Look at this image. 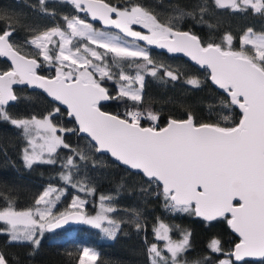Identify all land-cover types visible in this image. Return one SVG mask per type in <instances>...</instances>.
<instances>
[{
  "label": "snow or ice",
  "instance_id": "6c2138e0",
  "mask_svg": "<svg viewBox=\"0 0 264 264\" xmlns=\"http://www.w3.org/2000/svg\"><path fill=\"white\" fill-rule=\"evenodd\" d=\"M39 2L41 11L46 13L47 9L43 7L45 0ZM70 3L106 25H114L129 37L146 41L148 45H159L170 52L187 53L199 64L208 66L211 80L230 94L229 104L238 106L242 110V117L234 126L222 127L218 123H198L189 112L186 119L169 118L164 127H142V119L152 122L159 120V114L139 110L144 100V74L157 77L163 70L162 79H178L174 71H169L162 64H155L147 48L121 42L119 37L110 36L107 32H96L90 23L78 17L65 16L63 20L70 31L57 26L25 40L26 45L35 46L44 62L57 65L55 77L48 79L37 74V59L21 55L13 39L17 28L9 22L18 18L4 12L0 13V22L4 23V30L0 32V56L9 57L13 67L0 73V120L21 130L26 138L28 146L21 150L24 166L31 169L37 162L55 164L56 160L51 157L63 146L72 155L62 163L65 172L59 175L71 184V170L79 172L81 167L76 159L87 166L90 158L83 151L71 148L57 132L88 134L96 151L107 150L124 165L142 170L150 181L162 182L166 207L170 210L191 212L206 221L230 214L228 223L241 239L233 251L226 254L230 258L219 261V264H234V261L240 262L250 257L264 258V34L250 36L253 30L247 29L241 38V48L233 50L231 34H225L222 39L227 48L222 47L221 43L204 44L198 36L176 30L171 19L169 23H162L142 4L114 6L104 0H70ZM214 3L219 9L264 15V0H214ZM198 7V14L203 20L205 7ZM176 12V19L184 15L194 16V13L179 8ZM132 25H143L149 34L134 31ZM54 36L59 37L58 46L53 41ZM78 38H85L91 45L105 51L101 53L88 43L73 50L69 45ZM49 44H53L56 50L50 49ZM245 46H251V51L246 50ZM109 54L112 67L119 71L120 86L116 96H111L103 86L115 75L107 63ZM128 58H142L144 61L135 65V76L123 72L121 62ZM134 82H138L139 87L133 88ZM25 83L44 89L55 101L67 105L68 115L78 122V128H58L53 123L52 118L59 113V108L42 118H11L5 106L18 100L13 85ZM187 83L193 87L200 86L195 78ZM113 99L134 102V110L125 112L123 119L101 111V102ZM228 106L224 105L225 108ZM37 138L42 140L39 145ZM0 150L6 154V149ZM91 164L96 166V161L92 160ZM56 191L49 186L35 201L33 208L21 211L9 200L8 206L0 209V221L7 225L6 229L0 231L10 233V241L30 242L33 249L30 256L39 248L41 240L38 237L69 221H81L102 229L109 238L116 237L119 225L106 214L115 209L104 207L105 197H101L102 212L95 216L83 212L85 202L79 197L70 206L77 211L69 210L53 216L55 203L50 197ZM55 199L59 200V195ZM134 215L139 217L138 213ZM105 222L108 227H104ZM135 227L137 231L141 230L139 223ZM171 230L162 222L154 228L155 235L166 241L164 248L170 255L163 256V250L153 244L148 249L151 264H181L182 260L183 264H188L184 254L192 247L191 232L183 230L181 239L172 240L169 235ZM208 247L214 253L223 251L221 241L216 238L210 241ZM97 257L98 253L84 248L79 264H95ZM204 259L208 260L209 257ZM0 264H9L2 251ZM192 264L202 262L193 261Z\"/></svg>",
  "mask_w": 264,
  "mask_h": 264
},
{
  "label": "trees",
  "instance_id": "16d2710c",
  "mask_svg": "<svg viewBox=\"0 0 264 264\" xmlns=\"http://www.w3.org/2000/svg\"><path fill=\"white\" fill-rule=\"evenodd\" d=\"M115 6H129L132 3L147 7L162 23H171L175 28L186 29L198 36L202 43H221L225 34H231L233 41L231 48L240 45L241 36L251 28L254 32L264 33V15L254 14L251 11L241 12L231 9H219L214 0H105ZM205 7L206 14L201 20L199 7ZM47 12L41 11L39 0H0V13L14 15L18 19L9 21L16 28L14 41L21 53L39 59V51L34 45H26L25 40L34 34L59 26L66 28L63 17H72L82 13L74 5L65 0H45L43 5ZM192 12L194 16L184 15L176 19V9ZM212 25V27H209ZM4 30V23L0 22V32ZM97 50H100L97 47ZM149 56L155 64L164 65L169 71H174L178 79L173 81L164 77L161 70L157 77L144 74V100L139 106L140 111H152L159 114V120L152 122L142 119L141 125L160 127L169 118L182 119L191 113L198 123H218L230 127L238 123L241 112L235 105H230V96L226 91L217 90L208 81L206 69H199L186 59L174 56L161 47H149ZM111 55L107 63L110 70L117 76V68L112 67ZM140 64L139 58H128L121 62L123 71L128 74L136 70L135 65ZM131 65V67H130ZM9 68V64L0 58V71ZM38 72L47 73L40 65ZM198 79L199 87L189 85V79ZM117 79L105 81L104 86L111 96L117 95L115 84ZM18 100L5 106V110L13 119L43 117L55 108L60 111L53 118L58 128L76 129L74 120L66 111L50 101L37 90L26 87L14 89ZM228 104L227 108L224 105ZM101 108L125 117V112L134 110V102L130 100H109L101 104ZM227 117L228 119H224ZM62 135L65 143L77 151H83L90 159L87 166L76 159L81 167L79 172L72 169V182L69 184L59 175L65 172L62 168L64 160L72 153L63 146L53 154L55 164L37 162L31 169L24 166L21 150L26 146L27 140L22 131L8 122L0 120V209L8 206L11 200L17 210H26L35 206L46 186L53 185L66 189L62 200L56 204V209L62 208L64 212L74 195L86 199L85 213H94L96 202L101 197L106 199L112 211L113 221L119 225L116 237L106 238L99 228L85 223L62 226L52 231H45L40 238L41 243L34 255L30 242L10 241V233L0 231V251H2L9 264H78L85 246L94 247L98 253L95 264H151L148 249L155 244L157 248L163 245L164 240L159 239L154 228L160 222L168 225L172 230L169 233L172 240L181 239V231L191 232V249L184 254L188 264L201 261L202 264H218L219 260L230 253L238 238L231 233L227 217L205 221L191 212L172 211L166 207V199L161 187L155 181H150L143 175L133 172L119 165L111 157L98 153L93 143L87 137L76 132H57ZM96 161V166L91 161ZM84 189V190H82ZM110 198V199H108ZM63 212V213H64ZM134 213H138L137 218ZM139 223L141 230L137 231L135 225ZM5 222L0 221V230L6 229ZM221 241L222 253L212 252L208 245L213 239ZM166 253V251H163ZM205 257H209L205 260ZM183 262V260L181 261ZM234 264H264L260 260H244Z\"/></svg>",
  "mask_w": 264,
  "mask_h": 264
},
{
  "label": "rangeland",
  "instance_id": "374dc122",
  "mask_svg": "<svg viewBox=\"0 0 264 264\" xmlns=\"http://www.w3.org/2000/svg\"><path fill=\"white\" fill-rule=\"evenodd\" d=\"M72 17H78L79 19L84 20L86 23H90V24L92 25L93 30H95L96 32H107L110 36L119 37L121 42H127V44H129V45H132V46H138V47H140V48H147V50H148V52H149V47H148L145 43H142L141 41H138V40H136V39L130 38V37L127 36V35L125 36V35H123V34H121V33H119V32H116V31H114V30L104 29V28L99 27L97 24H95V23H93L92 21H90L89 18L87 17V15H86L84 12H82V13H80V14H78V15L72 16ZM72 17H70V18H72ZM55 27H57V26H55ZM52 28H53V27H52ZM132 28H133L134 30H137V31L141 32V33L144 34V35H148V34H149V30L146 29V28H144L143 25H132ZM61 30H64V31H66V32H67V31H70L69 29H67V27H66L65 29H62V28H61ZM246 32H247V31H246ZM246 32L241 36V38L246 34ZM259 34H264V33H259V32H254V31H253V32L250 33L249 35H250V36H256V35H259ZM53 41H55V42H56V45L58 46V44H59V37H55V36H54V37H53ZM240 41H241V40H240ZM83 43H88L90 47H94V48H96V50H97V47H98V46H96V45H91L90 42L86 41L85 38L74 39V40H73V43H72L71 45H69V47H72L73 50H75V47H76V46H82ZM223 46H224L225 48L228 47L227 44H224ZM49 48H50V49H53L54 51L56 50L53 44H49ZM240 48H241V42H240L239 47L236 48V50H239ZM245 49L248 50V51H251V46H245ZM97 51L103 53L105 50L102 49V48H100V50H97ZM110 55H111V54H110ZM39 60L41 61V65L45 68V70L47 71L48 74L51 73V72H53V73L56 72V67H57L56 64H47L46 62H44L43 57L40 56V55H39ZM139 60H140V64L144 63V61H143L142 58H139ZM94 62H96V61H94ZM65 70H67V68H66ZM133 71H134V72L131 73V74H128L126 71H123V72H124V74H126V75H129V76H135V75H136V70L133 69ZM141 74H143V72H142ZM115 78L119 81V71H117V76H114L113 79H115ZM118 81H117V83L115 84L116 89H117V92H118V89H119V86H120V84L118 83ZM125 83H126V82H125ZM132 87H133V88H137V87H139V83H138V82H134V83L132 84ZM29 118H30V117H29ZM37 118H42V117H37ZM40 143H42V140H40L39 138H37V145H39ZM27 146H28V144H26L25 147H27ZM25 147H24V148H25ZM47 158H48L47 153H45V159H47ZM51 158L53 159V155H52ZM49 186H51L52 188L57 189L56 192H53V193H52V195H51L50 198L53 199V200H54V203H55V206L52 208V214H53V216H58L60 213H63V212H64V209H62V208H58V209H56L55 207H56V204L58 203V201H61V200H62V196L65 194L66 189H65V188H62V187H56V186H53V185H49ZM49 186H46L45 189L43 190V192H44ZM43 192H42V193H43ZM42 193H41V194H42ZM57 195H59V197H60L59 200H56V199H55V197H56ZM76 197H79L80 200H82V201H84V202L86 203V199H85V198H83V197H81V196H78V195H74V196L71 198V201H70L69 204L67 205L66 209H71L70 206H71V204H72V201H73ZM85 203H84V205H83V209H82L84 213H85ZM101 203H102V201H100V200H98V201L96 202V208H95L96 210H95L94 213H85V214L88 215V216H95V215H97L98 213H101V212H102V209H101ZM103 204H104V207H105V208H111V206H109L107 203L103 202ZM41 207H43V205H41ZM72 210H77V209H72ZM18 211H21V210H18ZM106 214L108 215L109 219L113 220L112 218H113L114 216H113L112 212H108V213H106ZM108 226H109V225L107 224V222H105V223H104V227H108ZM99 229H100V228H99ZM100 230H102V229H100ZM105 237L108 238L107 236H105ZM38 238H41V237H38ZM165 243H166V241H164L163 245H161V247L158 248V249H161V250H163V251H166V253L162 251V255L165 256V257H168L170 254H169V253L167 252V250L164 248ZM84 248H88V249L93 250V251H95V252L97 253V251H96V249H95L94 247H91V246H85ZM84 248H83V249H84ZM82 255H83V251H82V253H81V256H82ZM81 256H80V257H81ZM228 258H230V257L226 256V257L221 258L219 261H222V260H224V259H228ZM79 260H80V259H79ZM78 264H79V262H78ZM181 264H183V262H181ZM218 264H219V262H218Z\"/></svg>",
  "mask_w": 264,
  "mask_h": 264
},
{
  "label": "water",
  "instance_id": "95a60500",
  "mask_svg": "<svg viewBox=\"0 0 264 264\" xmlns=\"http://www.w3.org/2000/svg\"><path fill=\"white\" fill-rule=\"evenodd\" d=\"M65 1H68V2L70 3V0H65ZM104 2H105V3H108V2H106L105 0H104ZM109 4H110V3H109ZM112 5H113V4H112ZM114 6H115V5H114ZM84 13L87 15V17L89 18L90 21H92L93 23L98 24L101 28H104V29H111V30H114V31H116V32H120V33H122L121 30L115 28L114 25H106V24H104V22H103L102 20H100L99 18H93V17L91 16V14L86 13V12H84ZM113 18H115V15H113ZM175 29L178 30V31H187V32H190V31H188V30H186V29H181V28H175ZM190 33H192V32H190ZM192 34H193V33H192ZM194 35H195V34H194ZM146 44H147V42H146ZM150 46H151V47H160L159 45H150ZM161 48H163V49L169 51L167 48H164V47H161ZM233 50H236V49H233ZM169 52H170V51H169ZM170 53L173 54L174 56L183 57V58L186 59L189 63H191L192 65H194L195 67H197V68H199V69H206L207 72H208V81L210 82V84L213 85L217 90L226 91L225 89L220 88L219 85L215 84V82H213V81L211 80V69H210L208 66L199 64L197 61L193 60L190 56H188L187 53H184V52H170ZM21 55H26V54L21 53ZM27 56H28L29 59H37L38 64H39V67H40V65H41V61H40L38 58H36V57H34V56H29V55H27ZM0 58L3 59V60H5V61L9 64V68L6 69V70H4V71H0V73H3V72H5V71H10L11 68L13 67L11 59H10L9 57H3V56H0ZM39 67H38V68H39ZM38 68L36 69V72H37V74L40 75V76L47 77L48 79H53V78L55 77V75H56V72H55L53 75H51V76L43 75V74H41V73L38 72ZM103 86H104V85H103ZM19 87H26V88L29 89V90H37V91L41 92V93H42L43 95H45L50 101H52L53 103H55V104L58 105L59 107L63 108V109L66 111L67 115H68V112H69L68 106H67V105H63V104H62L61 102H59V101H55L54 98H52L51 96H49V95L47 94V92H46L44 89L39 88V87L36 86V85H29V84L25 83V84H14V85H13V91H14L15 88H19ZM104 87H105V86H104ZM226 92H227V91H226ZM14 93H15V92H14ZM227 93H228V92H227ZM228 95L230 96L229 93H228ZM105 102H107V101H102L101 104H102V103H105ZM12 103H14V102H9L8 105H10V104H12ZM6 106H7V105H6ZM235 106H236V105H235ZM236 107H237L238 110L241 112V117H242V110H241L238 106H236ZM101 111H104V112L110 113V114H112V115H118V114H116V113H113V112H110V111H106V110H104V109H102V108H101ZM68 116H69V115H68ZM118 116H120V115H118ZM69 117H71V116H69ZM120 117H121L122 119L125 118V117H122V116H120ZM241 117H240V118H241ZM71 118L74 120V123H75L76 129H77V128H78V122H77L73 117H71ZM186 118H187V117H186ZM186 118H182V119H186ZM172 119H176V118H172ZM168 120H169V119H168ZM168 120H167V122H168ZM167 122H166L164 125L160 126V127H164V126H166ZM238 122H239V121H238ZM204 123H205V122H204ZM141 126H142V127H149V125H141ZM220 126H221V125H220ZM233 126H234V125H233ZM222 127H225V126H222ZM157 128H159V127H157ZM77 133H78L79 135H83V136L87 137L88 140L90 141V137L88 136V134L80 133V132H78V131H77ZM93 144H94V143H93ZM94 146H95V145H94ZM95 149H96V148H95ZM97 152H98V153L105 154V155L111 157V158L114 159L119 165H121V166H123V167H125V168H127V169H129V170H131V171H133V172H137V173L143 175L144 177H146V176L143 174L142 170H139V169H132L130 166H128V165H124L123 162L118 161V160H117L115 157H113V156L111 155V153L108 152L107 150H101V151H97ZM146 178H147V177H146ZM156 183L160 185L161 190H162V192H163V185H162V182H156ZM234 203H236V201H234ZM193 207H194V205H193ZM72 211H77V210H72ZM196 217H198V218H200V219H202V220H205L203 217H199V216H196ZM226 217H227V222H228V220L231 219V215H230V214H227ZM218 218H222V217H218ZM218 218H217V219H218ZM205 221H206V220H205ZM79 223H82V222H81V221H69L67 224H62L61 227H62V226H67V225L79 224ZM228 227H229V230L231 231V233L234 234V235L238 238V240L234 243V245H233V247H232V249H231V251H233L234 246H235L237 243L240 242L241 237L239 236V233L235 232V230L232 229V227L229 225V223H228ZM231 251H230V252H231ZM260 259H263V258H260V257H250V258H245V260H260ZM234 262H235V261H234ZM240 262H241V261H240Z\"/></svg>",
  "mask_w": 264,
  "mask_h": 264
},
{
  "label": "flooded vegetation",
  "instance_id": "af4514ba",
  "mask_svg": "<svg viewBox=\"0 0 264 264\" xmlns=\"http://www.w3.org/2000/svg\"><path fill=\"white\" fill-rule=\"evenodd\" d=\"M133 30H134V29H133ZM134 31H137V30H134ZM138 32H139V31H138ZM123 35L126 36V34H124V33H123ZM130 38L136 39V40L141 41L142 43H145V44H146V41H143V40H140V39H138V38H134V37H130ZM146 45L148 46V44H146Z\"/></svg>",
  "mask_w": 264,
  "mask_h": 264
}]
</instances>
